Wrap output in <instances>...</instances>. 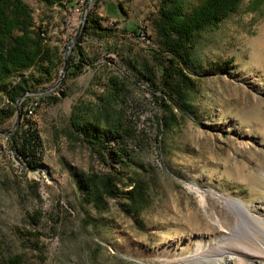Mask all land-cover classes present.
Instances as JSON below:
<instances>
[{
    "label": "rangeland",
    "instance_id": "rangeland-1",
    "mask_svg": "<svg viewBox=\"0 0 264 264\" xmlns=\"http://www.w3.org/2000/svg\"><path fill=\"white\" fill-rule=\"evenodd\" d=\"M22 1L56 49L51 82L35 89L45 90L59 77L88 0L67 9ZM252 1L203 33L185 69L194 80L192 111L174 109L168 128L159 76H143L144 63L154 69L169 58L154 24L160 0L107 1L119 6L116 15L91 1L87 14L109 30L105 39L80 42L91 64L21 103L26 129L39 140L35 168L0 135V264H264V3L252 10ZM113 78L122 93L111 114L130 134L120 145L103 129L88 135L70 120L75 107L95 108ZM113 148L124 149L121 161ZM106 174L118 191L97 207L81 178ZM131 179L145 189L135 211L125 198Z\"/></svg>",
    "mask_w": 264,
    "mask_h": 264
},
{
    "label": "trees",
    "instance_id": "trees-1",
    "mask_svg": "<svg viewBox=\"0 0 264 264\" xmlns=\"http://www.w3.org/2000/svg\"><path fill=\"white\" fill-rule=\"evenodd\" d=\"M46 7L59 6L67 9L73 0H40ZM244 0H196L187 6L182 0H160L159 18L154 22L160 48L169 56L161 60L153 69L148 63L143 64V76L146 80H155L159 76L161 90L167 94L165 116L161 118L166 128L176 123L174 109L182 114L192 111L190 94L194 80L185 69L193 65V51L203 33L213 31L232 13L236 12ZM106 6L111 15L117 14L119 6L107 0H98ZM264 0H253L251 9L256 10ZM97 40L109 36V30L103 27L100 19L92 12L86 16L81 35L68 57L67 76H76L84 66L91 64L80 48V42L86 37ZM52 47L45 32L33 23L29 7L22 0H0V96L6 101V107H0V125L13 114L19 97L33 91L40 85L51 82L56 65L57 53ZM122 93L115 78L109 79L107 94L99 99L95 108L88 106L75 107L71 114V124L75 130L82 126L103 129V136H113L117 145L130 138L129 130L111 114L110 103ZM55 102L57 98L44 96ZM23 117V113H22ZM26 117V115H25ZM28 119V118H26ZM28 120H21L19 129L7 136L10 148L27 169H34L36 164L39 140L37 135L26 129ZM96 138V135L93 136ZM103 142L99 139L96 143ZM89 143L94 141L89 139ZM124 149L113 148L116 161H121ZM123 155V156H121ZM29 157H32L31 159ZM116 177L106 174L96 181L92 177L81 178L83 187L92 197L95 206L100 207L103 196L114 198L117 194ZM134 184H133V183ZM132 187L125 191V198L132 210H137L144 198V186L140 181L131 179Z\"/></svg>",
    "mask_w": 264,
    "mask_h": 264
},
{
    "label": "water",
    "instance_id": "water-1",
    "mask_svg": "<svg viewBox=\"0 0 264 264\" xmlns=\"http://www.w3.org/2000/svg\"><path fill=\"white\" fill-rule=\"evenodd\" d=\"M91 1L92 0H88V2L86 3V5H85V7H84V9L82 11V14H81L79 27H78L74 37L70 40L68 46L65 49V52H64V55H63V66H62V69L60 71V74H59V77H58L57 81L51 87H49V88H47L45 90H33V91H29V92H26L23 95H21L19 97V99L17 100L16 104H15V114L16 115H15L14 124L12 125V127L9 130L0 131V135L10 136L16 131L17 127L20 124L21 115H22V113H21V103L28 95H43V94H46L49 91H51L53 88H55L62 81V79H63V77L66 74L67 69H68V55H69V52L72 49V47L77 43L78 39L80 38L82 28H83V26L85 24V21H86L87 10L89 8V5H90Z\"/></svg>",
    "mask_w": 264,
    "mask_h": 264
},
{
    "label": "crops",
    "instance_id": "crops-1",
    "mask_svg": "<svg viewBox=\"0 0 264 264\" xmlns=\"http://www.w3.org/2000/svg\"><path fill=\"white\" fill-rule=\"evenodd\" d=\"M107 1H109V0H107Z\"/></svg>",
    "mask_w": 264,
    "mask_h": 264
}]
</instances>
